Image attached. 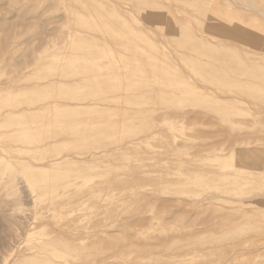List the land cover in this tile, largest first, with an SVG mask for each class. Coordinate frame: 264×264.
Here are the masks:
<instances>
[{
  "label": "rangeland",
  "instance_id": "obj_1",
  "mask_svg": "<svg viewBox=\"0 0 264 264\" xmlns=\"http://www.w3.org/2000/svg\"><path fill=\"white\" fill-rule=\"evenodd\" d=\"M22 119L0 264H264V0H0Z\"/></svg>",
  "mask_w": 264,
  "mask_h": 264
},
{
  "label": "bare ground",
  "instance_id": "obj_2",
  "mask_svg": "<svg viewBox=\"0 0 264 264\" xmlns=\"http://www.w3.org/2000/svg\"><path fill=\"white\" fill-rule=\"evenodd\" d=\"M197 3V2H196ZM199 3V2H198ZM102 14V13H101ZM95 101V100H94ZM94 106V105H93ZM25 119H22L20 121L18 120H0V128H5L7 127L8 130L5 129V131L1 134H3L4 136H16V134H19L20 136H23L24 139L22 140H26L28 138H31L32 136H34V132H35V126L32 127L31 123L27 124L25 122H21ZM51 127V126H50ZM48 127V128H50ZM49 138V137H48ZM50 140V139H49ZM34 143H27L25 142L24 146H17L15 148V152H19V153H25V154H29V155H35V153L39 152L40 150L43 149H47L48 147L51 146V142H36L34 145ZM53 146V145H52ZM55 160V159H54ZM22 161V160H21ZM56 161V160H55ZM36 165V164H35ZM58 165V164H57ZM46 167V166H45ZM49 167V166H47ZM29 179H31V181H33L34 185H37L38 182H40L41 180H44L43 177H38L37 175L34 174H30L27 176ZM53 179H55V182H57V178L56 175L53 176ZM65 184V183H62ZM69 184V183H68ZM50 191V190H49ZM51 192V191H50ZM51 242V241H49ZM44 243V242H42ZM46 243V242H45ZM37 247V246H36ZM39 257H37L38 259ZM36 259V258H35ZM37 264V263H36Z\"/></svg>",
  "mask_w": 264,
  "mask_h": 264
}]
</instances>
